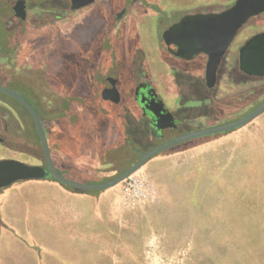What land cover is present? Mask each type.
<instances>
[{
  "label": "rangeland",
  "instance_id": "1",
  "mask_svg": "<svg viewBox=\"0 0 264 264\" xmlns=\"http://www.w3.org/2000/svg\"><path fill=\"white\" fill-rule=\"evenodd\" d=\"M9 1L0 0V6L4 7L3 3L7 5ZM44 1L50 0H32V5H37L32 11L34 18L35 14H40L39 19L44 20L36 23L35 18L34 22L27 23L24 38H41L45 51L55 56L62 49H70L73 25L79 24L86 14L93 11L95 4L66 13L58 20H48ZM146 1L153 7L148 6ZM234 1L141 0V3L134 5L127 3L128 13L121 23L128 28L130 20H135L154 84L171 111L178 108L180 97L173 81V71L161 61L158 48L161 34L172 22L178 21L187 13L219 12L230 7ZM61 2L65 3L67 0ZM103 2L104 0H100L102 5ZM261 31H264V13L251 18L239 31L226 55L227 65L235 64L240 47ZM111 38L106 40V49L102 51L105 61L101 65L98 79L101 87L104 78L116 75L120 68L118 60H122L123 52L121 47L117 48L118 44L126 47L125 57L131 61L127 35L121 30L120 24L115 26ZM135 57L133 56L134 59ZM50 70V67L44 66L41 79L51 90L53 84L49 83L48 77L52 78L54 73L52 75ZM202 71L205 76V67L196 73L201 74ZM12 73L15 76L17 68H13ZM21 78L23 77L12 80L10 85L15 89L17 87L24 96L29 99L31 97L38 104L46 128L54 127L58 130V122H50L65 113L67 101L49 89H40L33 80L24 78L27 80H24L25 84L20 81L23 80ZM22 85L36 87V90L28 96L19 89ZM235 87L228 82L220 84L218 96L222 98L234 95L237 93ZM7 99L19 113V117L11 116L9 120L12 132L19 136L17 145L28 153H36L40 143L33 118L13 99ZM113 105L107 100L102 110L108 112ZM248 110L249 107L214 124L236 119ZM206 123L203 118L195 119L181 124L180 129L166 130L164 136L167 138L177 135L187 128L194 130L209 126ZM22 124L25 125L24 130ZM78 131L80 128L76 130ZM161 140L159 135L154 140L145 139L135 145L125 141L120 145L106 146L103 151H99L97 146L94 152L86 149L84 155L79 151L80 144L59 140L52 147V154L69 164L79 162L85 174L88 172L98 178L109 179L132 165L139 157L138 150L150 148ZM108 143L109 141L104 144ZM6 156L29 164L33 162L29 155L11 152L6 153ZM132 176L145 182L146 195L136 204H127L130 207L124 210V222L117 234H122L123 250L128 257L125 256L118 264H264V112L220 138L183 152L155 156ZM124 185L125 181L117 187L123 190ZM6 231L22 240L28 248L37 251L42 264L41 253L44 249L41 246L25 237L37 245L35 248L31 247L23 240L24 236H17L20 235L19 232L12 233L9 228ZM111 234L109 233L110 238ZM108 264L114 262L108 260Z\"/></svg>",
  "mask_w": 264,
  "mask_h": 264
},
{
  "label": "trees",
  "instance_id": "2",
  "mask_svg": "<svg viewBox=\"0 0 264 264\" xmlns=\"http://www.w3.org/2000/svg\"><path fill=\"white\" fill-rule=\"evenodd\" d=\"M58 1L62 0L45 1L44 5H47L45 8L46 11H52ZM146 4L153 7L147 1ZM95 10L102 12L103 8L99 6ZM95 16H99L98 12L97 14L95 13L93 17ZM173 23L174 22L171 24ZM96 25L100 27L98 19H96ZM115 26V24L105 23L103 29L100 31V36L103 37L105 41L110 39L113 35ZM129 34L130 35L127 38L129 46L127 45V48L131 61L129 59L127 60V57H125L126 47L122 45V71H125V73L129 75L132 73L134 69L132 61L134 60L133 56H136L138 53L137 57L142 55L144 64L143 67L146 68V72L149 76H151L150 68L145 57L143 42L135 20H132ZM110 40L112 41V38ZM161 42L164 43L163 39H161ZM95 45L96 44L94 43L92 44V49H94ZM104 49H106V47H103V50ZM98 53L101 52L98 51ZM56 54L58 56L55 58L56 61L53 65L48 66L51 68V74L53 75L54 73V76L52 78L49 76L48 81L50 84H53L51 85L57 90V93L63 97L65 101H67L68 108L64 114L59 115L58 118L53 120V122H50H58L57 124L62 132L59 133V131L55 130L54 127H45L51 151H53L52 147H54V144L58 141V134H62V138L60 139L61 141L66 140L71 144H80L83 146V149H91L93 152L97 146L99 147V151H103L106 149V146L112 147L115 144L120 145L125 141L129 144L135 145L136 142L141 143L140 141L145 139L149 140L154 136L151 132V122L149 120L141 119L136 110H129L127 105L124 104V101H122L123 104L121 105L114 104L113 108H111L108 112L102 110L105 101L99 93L95 94L98 84L94 80L91 82L88 78L89 74H94L96 71L100 72L102 68V64L98 61L100 58L99 55H94L93 60L89 65H76L75 67H72L71 63L68 62L70 57H72L70 49H62ZM103 57L104 56L102 54V58ZM160 57L162 61L173 71V81L176 86L178 96L180 97V104L176 109L180 121V127L181 124L189 123L190 121L199 118L206 120L207 125H213L217 121L224 120L230 114L238 113L249 107V110L244 113L246 114L264 100V77H256L245 74L240 70L238 61H236L233 65H227L224 60L219 69L216 85L209 88L206 84L204 72L202 71L201 74L196 73L197 70L201 71L204 69L205 55L201 54L193 60L178 59L170 54L165 47V49L161 50ZM55 76L56 79L54 78ZM225 82L231 83L233 86L235 85L237 93L221 98L218 96V88L220 87V84ZM89 83H91V86ZM21 94L23 95V93ZM7 96L13 99L18 105L28 112V110L20 102L9 95ZM24 97L35 106L44 123L38 104L31 97L30 99L26 96ZM29 115L32 117L30 113ZM78 128H80V131L76 132ZM190 130V128H187L185 131ZM235 130L197 137L169 148L158 155L166 156L183 152L220 138ZM115 137L118 139H115ZM107 141H109V143L105 145ZM146 149L148 148H142L141 150ZM76 157H78V155ZM53 158L61 172L72 179L85 182H98L107 179L106 177L89 178L72 164L70 165L67 162H64V164L67 166L69 165L76 173V175H71L66 173V171L62 168L63 162L56 159L54 155ZM87 168L92 170L90 165H87ZM45 179L57 181L66 190L77 194H88L99 197V195L103 192V190H84L65 185L60 183L54 176H50ZM22 238L27 244L29 243L31 247L35 248L37 246L34 242H29L25 237Z\"/></svg>",
  "mask_w": 264,
  "mask_h": 264
},
{
  "label": "water",
  "instance_id": "3",
  "mask_svg": "<svg viewBox=\"0 0 264 264\" xmlns=\"http://www.w3.org/2000/svg\"><path fill=\"white\" fill-rule=\"evenodd\" d=\"M96 0H71V10H77L94 3ZM16 15L26 17L25 0H18L15 7ZM264 13V0H235L225 10L219 12L187 13L171 24L162 34L168 51L175 57L192 60L203 54L206 56L205 80L209 88L216 85L222 62L235 37L243 26L253 17ZM239 68L250 76L264 77V31L258 32L247 39L239 49ZM103 91V98L114 103L121 101V94L116 80ZM0 92L10 95L20 102L32 115L39 136L44 165H33L15 158L0 160V188L17 186L25 180H39L54 176L60 183L84 190H106L117 186L151 158L176 145L197 137L232 131L240 128L264 112V100L243 116L236 119L186 131L144 152L132 165L117 175L98 182L78 181L67 177L61 172L51 151V146L42 118L35 106L18 91L0 85ZM143 101V100H142ZM146 107L154 117L157 130L176 128V117L162 99L155 96L149 99Z\"/></svg>",
  "mask_w": 264,
  "mask_h": 264
},
{
  "label": "flooded vegetation",
  "instance_id": "4",
  "mask_svg": "<svg viewBox=\"0 0 264 264\" xmlns=\"http://www.w3.org/2000/svg\"><path fill=\"white\" fill-rule=\"evenodd\" d=\"M17 1L18 0H10L7 3V5L3 3L4 7L0 6V85L15 90V88H13V86L10 85V82L14 79L18 80L21 76L23 77L21 78L23 80L20 81H23L25 84L27 80H25L24 78H28L30 80H33V82H35L38 86H40V89L46 88L48 90L49 87L46 86L45 81L41 79L43 76V67L53 65L54 62L56 61L54 57L57 54L55 56H52L53 55L52 53L45 51L43 47V42H41L40 40L41 38L39 37H37L36 39L24 38L27 28V23L34 22L35 18H36L35 19L36 23H38V20L42 21L44 19L42 18L39 19L40 14H35L36 17L34 18L32 11L34 7H37V5L33 6L32 0H25L26 17L22 19L21 17L17 16L15 10ZM129 2H131L132 5H134L137 4L138 2L141 3V0H104L103 3L105 5L104 4L102 5V3H100V0H96L94 3H92L95 4L94 10L86 14L79 22V24L76 25L75 23L73 25L72 31L70 32L71 38L69 45H70V50L72 52V58L68 60V62L71 63L72 67H75L76 65H84V66L89 65L93 60L92 56L94 55L95 56L99 55L100 58L98 59V61L100 62V64H103L105 58L104 59L102 58V51H103V47H106L105 45L106 41L104 40L103 37L100 36V31L103 29L105 23H111L115 25L120 24L121 30L125 32L128 38V36L130 35L129 32L131 29V23L132 20L134 19L130 20L128 28L125 27V25H122L121 20L123 19L124 15L128 13L127 3ZM42 4L43 2L40 5ZM71 4H72L71 0H67V2L65 3H62L61 1L56 2L54 9L52 11L47 12L48 20L49 19L58 20L62 18L66 13H71L92 5L90 4L77 10H71ZM99 6L103 8L102 12L95 10ZM42 10L45 9L43 8ZM97 12L99 16L93 17L95 13L97 14ZM96 19L99 20L100 27L96 25ZM162 34H161L162 37L161 39H163L164 42V38ZM93 43L96 44L94 49H92ZM164 44L165 42L164 43H162L161 41L159 42L158 48L160 52L161 49H163V47L165 48ZM120 47L121 46L118 44L117 48L119 49ZM166 50H168L167 47ZM98 51H100L101 53H98ZM137 55L138 53L136 54L135 59L132 60L134 69L132 73H130V75L125 73V71H122L121 62L123 60L119 59L118 66L120 65V68L118 67L119 68L118 73L116 75H107L104 78L102 87L99 85V81H98V79L100 78L99 76L100 72L96 71L94 74H89L88 78L91 80V82L92 80L97 82L98 85L95 94L99 93L102 98H103V91L106 89V86L111 84L112 82L111 79L116 80V86L121 94V101L119 103H114L109 99H104V98L103 99L105 101L109 100L115 105L118 104L121 105L123 104L122 101H124V104L127 105L129 110L134 109L139 114L141 119L149 120L152 124L151 132L154 135L149 140L151 139L154 140L159 135L162 137L160 143L158 142L152 145V147H154L186 131H180V133H178L177 135L170 136L167 138H165L164 136L165 135L164 132L166 130L180 129V121L176 110H172L178 124L176 128L157 130L154 127V117L152 116L148 107H146V104L148 100L152 99L154 96L156 99H162V98L159 95L158 89L154 84V80L152 76H149L148 73L146 72V68L143 67L144 64L141 58L142 55L140 57L138 56L139 58L137 57ZM13 68H17V74H15V76L12 73ZM54 78L56 79V76ZM90 84L91 83H89V85ZM51 88L52 89L49 90L52 91L53 94L55 93L56 95L59 96L57 90L54 89L53 86ZM16 89L18 88L16 87ZM19 89L22 90L23 92H26L29 95V93L31 94L34 92V90H36V87L31 86L30 88L28 86L22 85V87ZM7 95L6 93L0 92V154H2L0 155V160L5 158H11L9 156H6V153L15 152L16 154L19 155H29L31 160H33L32 162L33 165H37V164L44 165L45 160L43 159L44 154L40 139H39L40 144L37 147L38 149L36 153L35 152L28 153L26 149L17 145V141H18L17 137L19 136L15 135L12 132L11 122L9 120L11 119V116L19 117V113L15 111L16 108L13 107L11 101L7 99L8 97ZM22 128L23 130L25 129L24 124H22ZM58 131L59 133L62 132V130L60 129H58ZM61 138H62V134H58L57 136L58 141ZM152 147L146 150H138L139 157L144 152L151 149ZM85 150L86 149H83V146H80L79 151L81 155H84ZM66 173H69L71 175H76V173L71 168L67 169ZM5 189L6 187L0 188V232L3 230H7V228H9L10 231H12V233H15L16 230L11 226H9L3 219L2 203L5 197Z\"/></svg>",
  "mask_w": 264,
  "mask_h": 264
},
{
  "label": "crops",
  "instance_id": "5",
  "mask_svg": "<svg viewBox=\"0 0 264 264\" xmlns=\"http://www.w3.org/2000/svg\"><path fill=\"white\" fill-rule=\"evenodd\" d=\"M71 164L85 174L79 162ZM62 165L64 171L70 169ZM126 201L124 190L117 186L95 197L70 192L50 179L25 180L5 193L2 214L20 236L44 249L42 264H108V260L118 264L128 257L122 234H117L124 210L130 207ZM39 258L22 240L0 232V264H40Z\"/></svg>",
  "mask_w": 264,
  "mask_h": 264
},
{
  "label": "built area",
  "instance_id": "6",
  "mask_svg": "<svg viewBox=\"0 0 264 264\" xmlns=\"http://www.w3.org/2000/svg\"><path fill=\"white\" fill-rule=\"evenodd\" d=\"M124 181L126 185H124L123 190L127 201L136 204L145 198L146 187L145 182L141 178H135L131 175Z\"/></svg>",
  "mask_w": 264,
  "mask_h": 264
}]
</instances>
